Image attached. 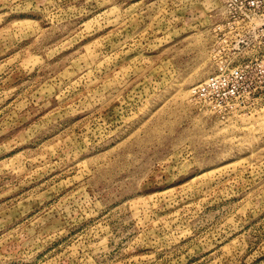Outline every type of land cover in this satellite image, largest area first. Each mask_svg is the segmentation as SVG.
Wrapping results in <instances>:
<instances>
[{"label": "rangeland", "instance_id": "rangeland-1", "mask_svg": "<svg viewBox=\"0 0 264 264\" xmlns=\"http://www.w3.org/2000/svg\"><path fill=\"white\" fill-rule=\"evenodd\" d=\"M0 264H264V0H0Z\"/></svg>", "mask_w": 264, "mask_h": 264}, {"label": "built area", "instance_id": "built-area-1", "mask_svg": "<svg viewBox=\"0 0 264 264\" xmlns=\"http://www.w3.org/2000/svg\"><path fill=\"white\" fill-rule=\"evenodd\" d=\"M216 82V77L212 76L211 78H208L204 83H202L198 90L197 93L199 94V96L201 97H206L207 96V89H209V85H212Z\"/></svg>", "mask_w": 264, "mask_h": 264}]
</instances>
